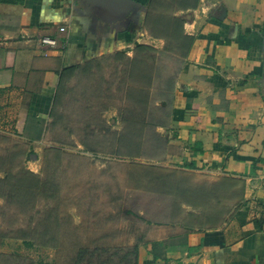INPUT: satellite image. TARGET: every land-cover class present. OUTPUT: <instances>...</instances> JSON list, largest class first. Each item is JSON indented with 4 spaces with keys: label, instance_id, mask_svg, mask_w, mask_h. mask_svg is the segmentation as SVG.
I'll return each mask as SVG.
<instances>
[{
    "label": "crops",
    "instance_id": "crops-1",
    "mask_svg": "<svg viewBox=\"0 0 264 264\" xmlns=\"http://www.w3.org/2000/svg\"><path fill=\"white\" fill-rule=\"evenodd\" d=\"M133 1L0 0V135L37 146L62 131L51 127L52 113L72 126L68 102L80 101L85 115L110 110L93 108L85 91L70 93L69 83L91 74L81 69L95 60L117 51L131 56L136 43L162 48L144 24L150 0ZM175 16L193 43L175 81L170 123L157 131L180 150L176 165L216 182L229 202L213 225H181V232L138 241V263L264 264V0H198ZM47 34L58 35L64 49L41 44Z\"/></svg>",
    "mask_w": 264,
    "mask_h": 264
},
{
    "label": "rangeland",
    "instance_id": "rangeland-1",
    "mask_svg": "<svg viewBox=\"0 0 264 264\" xmlns=\"http://www.w3.org/2000/svg\"><path fill=\"white\" fill-rule=\"evenodd\" d=\"M167 2L169 4V0H164L163 4H154L152 7L149 4L150 15H170ZM164 45L165 42L162 48ZM110 57L100 60L101 69L93 68L89 75L79 74L69 83L70 93L85 91L90 94L89 101L93 108L102 109L106 101L100 98L104 99L103 95L112 96L108 103L112 105L110 110L102 114L96 111L95 116L85 115L80 108V101L68 102L72 126L78 134L83 136L85 121L91 123L94 135L88 140L95 152L84 151L81 146L68 148L73 157L61 159V172L52 173L49 170L46 173L45 157L56 164L53 151L50 150L55 148L52 141L67 140L65 133L55 129L47 134L44 142L36 143L37 146L18 137L0 135V178L6 177V172L10 173L11 179L17 178L26 169L35 173L40 181L49 180L57 184V196L54 199L49 197L53 192L46 191L49 185L45 183L32 196L29 204L23 205L19 198H0V264H73L76 237L81 245L89 248L95 244L130 246L176 230L181 232V225L186 223L198 226L212 217L222 216L221 210L229 201L219 195L221 186L200 173L186 171V165H176L174 154H179L180 150L163 145L156 159L118 157L112 153L116 148L113 132L132 139V142H124L122 151L125 152L129 146L140 144L141 128L124 120L139 114V104L125 101L123 93L115 90L117 82L123 78V74H120L123 65L119 64L116 68ZM174 66L170 65L171 68ZM101 78L111 81L108 90L101 84ZM96 93L93 97L92 94ZM142 147L145 148V144ZM117 194L124 196L123 204L132 210L150 204L145 218L165 225L168 222L173 229L168 226L154 227L138 219H132L133 222L118 219L114 215L116 200L119 199L116 198ZM187 201L191 206L183 204ZM48 212H52L49 221ZM171 212L174 216L170 223ZM139 214L142 215V212L139 211ZM56 215L60 220V228L55 232L58 245L56 248L41 247L38 244L44 238L41 230L52 226V218ZM174 224H178L179 228H174ZM72 228L76 230L72 232ZM20 229L34 240L30 246L18 239ZM4 235L7 237H2Z\"/></svg>",
    "mask_w": 264,
    "mask_h": 264
},
{
    "label": "trees",
    "instance_id": "trees-1",
    "mask_svg": "<svg viewBox=\"0 0 264 264\" xmlns=\"http://www.w3.org/2000/svg\"><path fill=\"white\" fill-rule=\"evenodd\" d=\"M164 0H150L149 4L151 7L154 4H163ZM198 0H169L166 3L168 5V12L170 15H156L151 16L148 12L146 13L145 27L149 32V35L154 39L164 40L165 45L162 49H158L145 44L136 43L133 54L127 55L125 51H117L110 58L115 63L117 68L119 64H122L120 74H123L117 82L116 89L123 93L125 101H136L139 104V114L134 117H128L131 124L140 126V144L131 147L123 152L124 142H132L131 138L128 139L125 134H119L113 132L112 136L116 143V148L112 153L118 157L137 158L143 157L148 159H156L161 152L163 145H167V140L161 136L155 129L157 127H166L170 123V117L174 106V86L176 78L181 70L182 65L185 62L186 56L190 51L193 43V38L184 34L183 31V20L180 17L175 16V13L179 9H188L196 6ZM149 7V5H148ZM150 7V8H151ZM142 54L143 56H139ZM103 60V59H101ZM148 61V62H147ZM94 63V64H93ZM92 65H87L81 69L82 72H91L94 68L101 69L100 60H95ZM113 65V64H112ZM170 65H175L173 68ZM75 67L66 69V75L73 72ZM68 72V73H67ZM101 84L106 86V90L111 86L110 80L101 78ZM60 84L58 85V92H64L65 84L60 78ZM98 87V86H97ZM59 95V94H58ZM97 95L94 94L93 97ZM101 97V96H99ZM103 97V96H102ZM112 98L111 95H106V102L103 107H108V103ZM104 101V100H103ZM52 128L60 127L63 131L64 136L66 135L67 140L55 139L54 143L57 145L55 148H50L56 159V164H53L51 160L44 158L45 172H61V159L73 157L65 148L76 147L72 136L77 138L79 144L84 148V151L95 152L90 146L89 137L94 135V129L90 128L91 123L85 121L82 128L83 136L78 134L77 130L69 125V118L63 114L52 113ZM146 125V130L144 126ZM107 132V131H106ZM93 137V136H92ZM145 144V148L142 147ZM188 168H194V164H189ZM45 173V174H46ZM6 177L0 178V198L17 199L21 200L22 204H29L32 202V196L39 192L40 187L48 184L47 190H52L53 194L49 197L54 199L57 196V184L49 180L40 181L36 174L30 170H22L17 178L11 179L10 173L6 172ZM56 179V178H55ZM14 182V183H13ZM45 191V188H44ZM45 193V192H43ZM116 200V213L118 219L123 221H132V219H138L148 224L157 223L161 224L157 220L152 218H145L148 214V207L150 204H146L141 208L132 210L123 204L124 196L117 194ZM188 202V201H187ZM185 202L188 206H191L190 202ZM30 206V205H29ZM142 212V215L139 214ZM155 215V214H154ZM52 212H48L47 220H50ZM174 214H169L171 223L173 221ZM133 217V218H132ZM219 217H212L206 220L204 223H199V226L213 225ZM53 219V225H48L41 230L43 240L38 242L41 247H54L58 245L57 237L55 232L60 228V220L56 215ZM166 223V222H165ZM166 224H169L168 222ZM185 228L192 229L193 224H183ZM72 232L76 230L71 229ZM20 234L17 236L26 246H30L32 238H29L27 232L19 230ZM36 233V230H34ZM75 234V233H74ZM2 237H7L4 235ZM139 244L138 242L130 246H121L118 244L111 245H93L92 248L81 245L79 238H75L74 243V256L72 258L73 264H139Z\"/></svg>",
    "mask_w": 264,
    "mask_h": 264
},
{
    "label": "built area",
    "instance_id": "built-area-1",
    "mask_svg": "<svg viewBox=\"0 0 264 264\" xmlns=\"http://www.w3.org/2000/svg\"><path fill=\"white\" fill-rule=\"evenodd\" d=\"M60 33L65 31V27L58 28ZM41 44L48 46L50 49H64L65 42L60 39L56 34H47L39 37Z\"/></svg>",
    "mask_w": 264,
    "mask_h": 264
},
{
    "label": "water",
    "instance_id": "water-1",
    "mask_svg": "<svg viewBox=\"0 0 264 264\" xmlns=\"http://www.w3.org/2000/svg\"><path fill=\"white\" fill-rule=\"evenodd\" d=\"M98 1V0H95ZM100 1V0H99ZM107 3H113L119 5L120 7H129L136 4L133 0H101Z\"/></svg>",
    "mask_w": 264,
    "mask_h": 264
}]
</instances>
